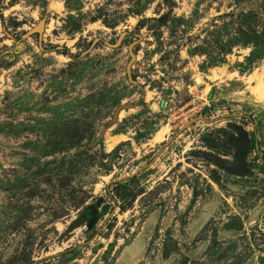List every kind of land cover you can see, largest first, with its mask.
<instances>
[{
	"label": "rangeland",
	"instance_id": "374dc122",
	"mask_svg": "<svg viewBox=\"0 0 264 264\" xmlns=\"http://www.w3.org/2000/svg\"><path fill=\"white\" fill-rule=\"evenodd\" d=\"M260 82L264 0H0V264H264Z\"/></svg>",
	"mask_w": 264,
	"mask_h": 264
},
{
	"label": "trees",
	"instance_id": "16d2710c",
	"mask_svg": "<svg viewBox=\"0 0 264 264\" xmlns=\"http://www.w3.org/2000/svg\"><path fill=\"white\" fill-rule=\"evenodd\" d=\"M137 177L136 174L132 175L129 179L127 180H124L122 182H116L115 183V187H116V192L117 194H120L121 192H124L126 193L127 191L129 192L130 188H131V182ZM119 187H120V190H119ZM114 193V192H113ZM111 194V192H110ZM90 207H93L94 208V205H91ZM96 213H95V219L97 220L98 218L104 216L105 213L108 212V210L110 209L109 206H106V207H103L102 203L99 202L97 203V207H96ZM111 209H113V206L111 207ZM110 209V210H111ZM96 220L92 223V226L89 228V232H92L94 229V227L96 226ZM85 238H88L89 239V235H87V237ZM232 246L230 245L229 247H225V248H222L223 251V255L227 254V249H230ZM212 253V252H211ZM213 254H216V251L213 252ZM221 256V253L219 254Z\"/></svg>",
	"mask_w": 264,
	"mask_h": 264
},
{
	"label": "water",
	"instance_id": "95a60500",
	"mask_svg": "<svg viewBox=\"0 0 264 264\" xmlns=\"http://www.w3.org/2000/svg\"><path fill=\"white\" fill-rule=\"evenodd\" d=\"M39 30H41V29H39ZM110 124H112V122H111ZM110 124H109V125H110ZM109 125H108V126H109ZM108 126H107V127H108ZM247 146H248V140L246 139L245 133L243 132V141H242V143H241V150H240L239 153L236 155V157H237V159H238L239 162H244L243 157H242V154H243V152L246 150Z\"/></svg>",
	"mask_w": 264,
	"mask_h": 264
},
{
	"label": "bare ground",
	"instance_id": "6f19581e",
	"mask_svg": "<svg viewBox=\"0 0 264 264\" xmlns=\"http://www.w3.org/2000/svg\"><path fill=\"white\" fill-rule=\"evenodd\" d=\"M39 26H36L37 29H39ZM259 97L264 99V82L258 83L257 87L253 90ZM163 135H160L159 138H161ZM161 140V139H160Z\"/></svg>",
	"mask_w": 264,
	"mask_h": 264
},
{
	"label": "flooded vegetation",
	"instance_id": "af4514ba",
	"mask_svg": "<svg viewBox=\"0 0 264 264\" xmlns=\"http://www.w3.org/2000/svg\"><path fill=\"white\" fill-rule=\"evenodd\" d=\"M93 207H90V209L88 210L90 213H92V215L90 216V218H91V220H90V222H91V224L94 222V220H95V213H96V209L94 208V209H92Z\"/></svg>",
	"mask_w": 264,
	"mask_h": 264
}]
</instances>
